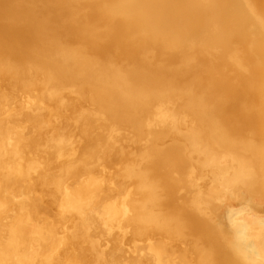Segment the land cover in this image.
<instances>
[{
	"label": "bare ground",
	"instance_id": "1",
	"mask_svg": "<svg viewBox=\"0 0 264 264\" xmlns=\"http://www.w3.org/2000/svg\"><path fill=\"white\" fill-rule=\"evenodd\" d=\"M0 264H264V0H0Z\"/></svg>",
	"mask_w": 264,
	"mask_h": 264
}]
</instances>
